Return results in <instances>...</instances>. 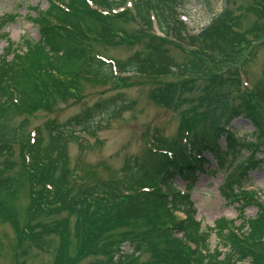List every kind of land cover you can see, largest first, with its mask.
<instances>
[{
    "label": "trees",
    "instance_id": "obj_1",
    "mask_svg": "<svg viewBox=\"0 0 264 264\" xmlns=\"http://www.w3.org/2000/svg\"><path fill=\"white\" fill-rule=\"evenodd\" d=\"M45 2V10L34 8L36 16L27 17L38 41L22 39L19 50L6 40L0 55V221L16 230L21 251L13 264H25L33 249L52 255L53 264L90 256L92 264H137L140 253L149 254L146 264H264V202L245 187L248 170L264 163V83L243 89L235 69L247 39L264 34V0L236 14L224 8L196 34H188L179 17L185 0ZM114 47L133 52L124 59L107 56ZM170 73L181 77L151 89L149 97L175 111L185 107L178 135L156 140L141 158L127 157L120 176L108 180L79 177L68 149L77 133L94 134L101 120L120 118L133 105L122 94L64 121H46L32 137L26 119L9 124L12 117L51 109L86 84ZM239 117L253 128L244 140L229 128ZM211 162L215 169L207 171ZM216 172L224 198L239 206L241 223L221 218L202 230L191 192L200 174ZM249 205L257 213L245 219ZM212 234L224 251L210 249ZM126 243L130 253L122 251Z\"/></svg>",
    "mask_w": 264,
    "mask_h": 264
},
{
    "label": "rangeland",
    "instance_id": "obj_2",
    "mask_svg": "<svg viewBox=\"0 0 264 264\" xmlns=\"http://www.w3.org/2000/svg\"><path fill=\"white\" fill-rule=\"evenodd\" d=\"M253 0H185L180 10L181 20L186 25L188 34L198 33L210 22V19L227 8L233 14L240 13L239 9L247 7ZM44 0H0V55L11 41L17 48L23 49L22 39L38 41L36 28L28 21L27 17H35L34 8L46 9ZM248 49L244 47V55L240 54L235 62L240 73L243 74V88H251L264 83V34L248 39ZM251 42V43H250ZM171 55L180 59L181 52L168 46ZM133 52V49L116 47L107 48V56L115 59H124ZM246 53V54H245ZM250 54L251 56H248ZM234 70V67H232ZM181 75L170 73L161 77L134 76L128 81L98 82L97 84H86L83 89L73 97L56 102L51 109L39 110L30 116L21 115L12 117L9 124L16 127L17 124L26 119L28 126L26 131H31L36 126H42L49 120L64 121L65 118L79 113L85 106L94 103L101 98H108L116 94H122L124 98L133 102V105L124 111L120 118L114 120H101L96 127L95 133H80L81 142L70 144L68 149L70 168L78 169V176L87 180H108L113 176H120V169L124 160L130 156L141 158L146 152L156 145V140L161 142L167 138H175L180 129L183 117L182 109L175 111L156 103L149 97L151 89L158 88L164 83L175 82ZM204 81L198 84L204 85ZM233 104H238L233 103ZM207 117V116H206ZM229 127L238 134V139L244 140L246 134L253 131L249 121L241 117L233 120ZM17 155V151H16ZM15 155V157H16ZM262 158L261 154H257ZM210 158V157H209ZM210 163L207 168H214ZM214 171V170H213ZM248 189L252 190L255 198L264 202V163L254 169H249L246 175ZM86 180V181H87ZM221 177L219 174H200L191 192V199L196 210V220L201 228L213 227L214 222L220 218L234 221L239 226V207L224 198L221 193ZM26 197V195H24ZM18 206L16 218L21 220L22 209L26 205L25 198ZM257 209L253 205L244 208V218L252 219L256 216ZM23 217V216H22ZM15 227L10 222L0 221V264H13L15 254H19L20 247L17 243ZM209 247L212 250H221L219 244L212 234L209 237ZM122 251L130 253L128 243L122 246ZM137 264H146L150 261L148 253L135 255ZM93 257H86L75 264H92ZM53 256L39 250H30L25 264H53Z\"/></svg>",
    "mask_w": 264,
    "mask_h": 264
}]
</instances>
